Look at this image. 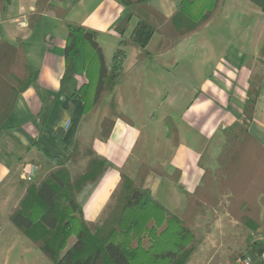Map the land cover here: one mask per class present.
I'll return each mask as SVG.
<instances>
[{"label":"crops","instance_id":"obj_1","mask_svg":"<svg viewBox=\"0 0 264 264\" xmlns=\"http://www.w3.org/2000/svg\"><path fill=\"white\" fill-rule=\"evenodd\" d=\"M180 1L153 0L152 4L170 17ZM5 2L6 9L0 15V40L24 42L34 81L19 95L11 117L0 132V253L2 243L8 238L12 241L10 249L17 242L25 245V238L9 220L11 211L24 197L31 178L43 179L56 168L40 147L56 159L64 160L80 137L85 141L92 140L97 154L110 162L101 179L87 185L78 195L85 219L98 222L120 184L121 170L130 162L131 169L134 168L142 155L149 164L160 165L168 175L177 170L180 172L175 181L151 171L145 187L169 210H183L187 192L201 183L204 169L215 171L218 168V156L225 144L224 132L243 119L249 81L255 76L261 78L260 95L249 129L264 142V62L260 56L264 42V13L249 0H224L215 18L201 32L166 53L141 59L139 49L125 47L123 68L126 77L111 95L104 98L90 120L84 119L80 97H71L73 88L62 84L66 67V23L53 14H46L34 29L18 25V29H29L28 32H14L8 28L9 24H19L22 14L28 17L35 10L37 0ZM88 2L66 0L59 5L67 9L68 20L98 31V43L110 66L120 42L115 27L127 13V8L117 0H96L92 7L87 6ZM220 13H223L220 24L227 34L201 37L217 23ZM238 17H251V21L238 27ZM42 21H51L52 25L45 29L44 24L45 30L35 38V30ZM135 24L136 19L128 35ZM242 27L246 30L237 37L236 30ZM193 49L199 50L196 55L192 54ZM206 67H210V74L204 73ZM195 72H201L203 78L209 76L197 95L187 101L183 97L173 98L172 94H182L185 75ZM75 78L78 87L88 82L82 54L76 61ZM158 106L167 111L157 116L153 109ZM168 116L179 132L177 145L168 136L165 125ZM104 118L115 121L107 141L102 139ZM34 142L37 144L33 145ZM86 163L87 160H81L69 162L67 166L76 174ZM73 167H77L76 171ZM213 212L208 210L196 219L195 225L204 233V240L189 264H233L231 250H245L253 264H264V235L253 234L254 245L246 250L241 225L224 212H216L217 219L206 232ZM0 264L5 262L0 261Z\"/></svg>","mask_w":264,"mask_h":264},{"label":"trees","instance_id":"obj_2","mask_svg":"<svg viewBox=\"0 0 264 264\" xmlns=\"http://www.w3.org/2000/svg\"><path fill=\"white\" fill-rule=\"evenodd\" d=\"M63 1L66 0H37L35 10L28 14L29 28L34 29L46 14H53L66 23V67L62 84L73 88L70 96L80 97L84 119L90 120L104 98L126 77L125 47L139 49L141 59L166 53L201 32L215 18L224 0H181L170 17L157 9L153 0H117L127 8V13L115 27L120 42L110 66L98 43V31L68 20L67 9L59 5ZM249 1L264 13V0ZM5 9V0H0V15ZM134 19L136 24L127 37ZM81 54L88 82L78 87L75 67ZM260 56L264 62V42ZM33 81L34 71L24 42L1 39L0 132L11 117L19 95L31 87ZM260 86L259 76L249 81L244 117L225 130L218 168L215 171L204 169L201 183L187 192L183 210H169L145 187L151 171L175 181L180 172L168 175L160 165L149 164L142 155L134 168L131 169L130 162L121 170L120 184L101 219L87 221L78 195L87 185L97 183L111 164L97 154L92 140L79 137L64 160L56 159L40 147L56 168L43 179L31 178L24 197L11 211L10 222L53 264H189L204 240V233L195 225L197 217L209 209H217L219 213H228L241 225L249 250L254 245L252 235H264V142L249 129ZM121 117L126 119L124 115ZM114 125L113 119H103L104 141L110 138ZM165 125L169 138L177 145L179 132L173 119L166 117ZM83 159L87 160L86 166L73 174L67 164ZM223 197L226 202L219 209ZM216 219L214 214L206 232ZM73 238L75 241L70 245ZM240 255L241 252L231 250L230 259L235 262Z\"/></svg>","mask_w":264,"mask_h":264},{"label":"rangeland","instance_id":"obj_3","mask_svg":"<svg viewBox=\"0 0 264 264\" xmlns=\"http://www.w3.org/2000/svg\"><path fill=\"white\" fill-rule=\"evenodd\" d=\"M95 3H96V0H89L87 6L92 7V6L95 5ZM235 13H237V12H235ZM233 18H234V16H232V21L234 20ZM222 20H223V13H220L219 16H218V19H217V23H215V25H212V27L209 29L208 33L206 32L205 34L201 35V37H208L209 34L212 37H215L217 35H223L225 33L227 34L226 30L223 28V25L220 24V23L223 22ZM236 21H237L238 27L239 26L240 27L243 26V24L246 26L247 23H249L251 21V17H242V18H239L238 17V19H236ZM15 23L9 24V27L8 28L9 29H12L14 32L15 31H19L20 33L28 32L29 29H27V30H20V29H18V27H19L18 25L19 24H17V22H15ZM44 24L46 26L45 29L48 28V27H50L52 25L51 24V21H48V22L47 21H45V22L42 21L38 25L37 29L35 30V32H36V37L35 38L39 37L42 34V32L45 30V29L43 30V25ZM245 30H246L245 27H242L240 29H237L236 32L238 34L236 36L237 37L242 36V33H244ZM129 36H130V34L129 35L127 34V37H129ZM197 36L200 37V35H197ZM198 51L199 50H197L195 52V50L193 49L192 54L194 53L196 55ZM188 57H189V59L192 58L191 55H188ZM210 72H211L210 67L209 68L206 67V69H204V73L210 74ZM200 74H201V72H200ZM200 74L197 73V72H195L193 75H189V76L188 75H185L184 81L182 83V85H183V92H182V94H180V93H177L176 95L175 94H172V97L174 98L176 96V98L178 97L179 99H180V97L181 98L183 97L184 101L193 99L197 95L198 89L202 86L203 82L206 79H208V77H209V76H207V78H203V76L200 75ZM170 105L171 104H169L168 106H170ZM173 107H174V110L176 111V109H175L176 106H173ZM153 111L156 113L157 116H160L164 111H167V110H165V109L163 110L160 106H158V107L154 108ZM72 169H73V171H76L77 167H73ZM225 202H226V198L223 197L222 200H221V203L219 205V209L220 208H223V204ZM209 210H211V209H209ZM211 211H214V212L212 213V216H211L210 220H208L210 222H211V220L213 218V215L215 214L217 216V213H219L217 211V209H214V210H211ZM195 224H196V222H195ZM21 235H22V233H21ZM23 237L25 238V245L24 246L19 245L18 242H17L16 244L14 243L13 244V248L10 249V245L12 243V241H11L10 238H8L6 242H3L2 243V251L0 253V261H2V263L5 262V264H53L52 262H50L43 255V253L41 252V250L38 247H35V246L31 245L29 243L28 239L25 236H23ZM74 241H75L74 238L71 239L70 242H69V244L72 245L74 243ZM239 252H241V255L239 257L244 256L245 253H246L245 250H240ZM237 259L235 260V262L237 261ZM235 262H233V264H235Z\"/></svg>","mask_w":264,"mask_h":264},{"label":"built area","instance_id":"obj_4","mask_svg":"<svg viewBox=\"0 0 264 264\" xmlns=\"http://www.w3.org/2000/svg\"><path fill=\"white\" fill-rule=\"evenodd\" d=\"M23 11V10H22ZM19 26L22 28H28V17L25 14H22V19L19 20ZM235 264H253V259L250 255L246 254L242 257H239Z\"/></svg>","mask_w":264,"mask_h":264}]
</instances>
